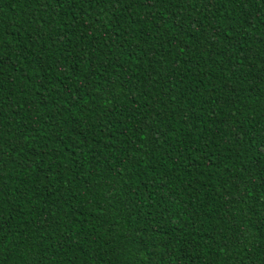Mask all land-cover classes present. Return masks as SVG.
Returning a JSON list of instances; mask_svg holds the SVG:
<instances>
[{
    "label": "trees",
    "instance_id": "16d2710c",
    "mask_svg": "<svg viewBox=\"0 0 264 264\" xmlns=\"http://www.w3.org/2000/svg\"><path fill=\"white\" fill-rule=\"evenodd\" d=\"M0 264H264V0H0Z\"/></svg>",
    "mask_w": 264,
    "mask_h": 264
}]
</instances>
